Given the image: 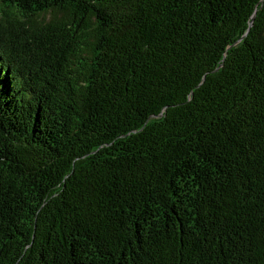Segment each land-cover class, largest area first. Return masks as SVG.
I'll list each match as a JSON object with an SVG mask.
<instances>
[{
    "label": "trees",
    "instance_id": "1",
    "mask_svg": "<svg viewBox=\"0 0 264 264\" xmlns=\"http://www.w3.org/2000/svg\"><path fill=\"white\" fill-rule=\"evenodd\" d=\"M0 264H264V0H0Z\"/></svg>",
    "mask_w": 264,
    "mask_h": 264
}]
</instances>
